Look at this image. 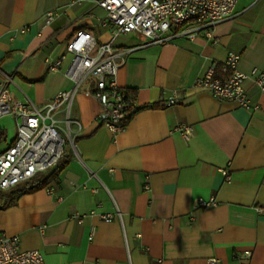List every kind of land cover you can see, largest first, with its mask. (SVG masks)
<instances>
[{
	"label": "crops",
	"instance_id": "crops-1",
	"mask_svg": "<svg viewBox=\"0 0 264 264\" xmlns=\"http://www.w3.org/2000/svg\"><path fill=\"white\" fill-rule=\"evenodd\" d=\"M96 1L0 0V89L9 77L11 98L38 107L70 89L71 55L59 71L45 60L65 51L76 31L97 44L111 38ZM48 12L55 16L46 23ZM144 40L132 32L113 44ZM229 51L241 55V71H264V0H238L209 35L135 51L117 74L134 110L115 136L96 121L93 82H85L69 112L74 149L45 187L14 203L0 191V232L18 236L20 250H39L45 264H264V209H255L264 206V92L245 83L258 105L247 110L194 86ZM183 124L193 129L189 139L177 129ZM0 132L2 152L15 138L12 115L0 118ZM198 198L215 204L194 209Z\"/></svg>",
	"mask_w": 264,
	"mask_h": 264
},
{
	"label": "built area",
	"instance_id": "built-area-1",
	"mask_svg": "<svg viewBox=\"0 0 264 264\" xmlns=\"http://www.w3.org/2000/svg\"><path fill=\"white\" fill-rule=\"evenodd\" d=\"M77 2L83 0H76ZM238 0H97L96 5L106 12L102 24L112 28L111 38L97 44L89 32L76 31L66 43L65 51L46 58L50 71H59L71 59L65 73L72 81L70 89L56 94L44 106L31 102H20L11 98L6 82L0 89V118L12 115L15 118L16 134L12 143L0 152V191H8L53 168L68 152L74 149L69 116L75 95L87 81L93 82L92 94L99 104L96 121L114 136L124 127L134 110L133 103L124 89L117 83L119 69L138 49L153 44H162L177 36L190 38L233 16ZM256 2L258 0H250ZM55 13L48 12L49 23ZM137 32L145 37L139 44L117 47L114 40L121 34ZM241 55L229 51L221 62L213 61L206 73L194 81L196 88L207 91L213 98L236 102L239 106L253 110L246 92L245 83L252 81L260 92H264V71L251 68L244 72L238 68ZM174 100L165 102L170 105ZM63 117L60 118L59 114ZM77 125L79 123L74 121ZM185 139L193 135L190 125L177 128ZM226 171H224V174ZM47 188V193L52 192ZM215 204V199L198 198L193 208H205ZM261 211L264 206H256ZM108 219L109 216H103ZM81 222V218H78ZM248 257L249 253H245ZM217 264L216 258L208 259ZM0 264H45L39 250H20L19 238L0 232Z\"/></svg>",
	"mask_w": 264,
	"mask_h": 264
},
{
	"label": "trees",
	"instance_id": "trees-1",
	"mask_svg": "<svg viewBox=\"0 0 264 264\" xmlns=\"http://www.w3.org/2000/svg\"><path fill=\"white\" fill-rule=\"evenodd\" d=\"M132 114V113H131ZM5 138V134L0 132V140ZM63 165H58L55 169L41 172L35 175L33 178L19 184L18 186L6 191V195L9 198L10 203H14L15 199L23 194L36 191L45 187L49 182L56 180L57 175Z\"/></svg>",
	"mask_w": 264,
	"mask_h": 264
},
{
	"label": "rangeland",
	"instance_id": "rangeland-1",
	"mask_svg": "<svg viewBox=\"0 0 264 264\" xmlns=\"http://www.w3.org/2000/svg\"><path fill=\"white\" fill-rule=\"evenodd\" d=\"M4 123L7 127V130H8V136L10 135V137H11V135L13 134V131H14L13 122H11L10 119H6V120H4Z\"/></svg>",
	"mask_w": 264,
	"mask_h": 264
}]
</instances>
